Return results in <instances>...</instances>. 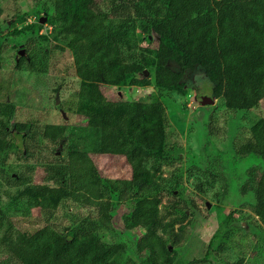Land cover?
I'll list each match as a JSON object with an SVG mask.
<instances>
[{
    "label": "trees",
    "instance_id": "trees-1",
    "mask_svg": "<svg viewBox=\"0 0 264 264\" xmlns=\"http://www.w3.org/2000/svg\"><path fill=\"white\" fill-rule=\"evenodd\" d=\"M41 7L50 40L73 55L80 78L75 113L81 122L45 124L37 132L58 157L42 164V182L26 184L9 193L7 203L0 202L7 255L20 264H173L171 249L183 244L186 231L174 215L179 208L172 204L164 211L155 195L162 188L163 165L171 164L164 106L157 99L109 100L95 84L144 86L147 79L139 74L149 69L157 88L183 94L199 66L213 98H222L226 109H254L264 98V0H44ZM133 19L149 22L158 36L156 50L138 49ZM42 26L37 17L18 30L26 34ZM12 106L8 116L15 114ZM35 124L14 121L12 126L28 134ZM0 126V167L6 171L14 143L5 139L8 120L1 118ZM232 150L237 159L255 157L264 163V118ZM91 154L124 156L130 177L106 179ZM243 174L240 190L253 194L252 210L264 227V168ZM68 199L87 213L65 231L44 224L12 232L6 224L10 209L52 213ZM122 203H128L123 227L143 229L133 248L136 257L128 263L127 243L106 239L116 232L112 213Z\"/></svg>",
    "mask_w": 264,
    "mask_h": 264
},
{
    "label": "rangeland",
    "instance_id": "rangeland-1",
    "mask_svg": "<svg viewBox=\"0 0 264 264\" xmlns=\"http://www.w3.org/2000/svg\"><path fill=\"white\" fill-rule=\"evenodd\" d=\"M43 1L0 2V119L8 120L5 139L14 143V151L6 157V171L0 167L3 203L18 188L42 182V164L58 157L52 144L37 132L45 124L81 122L75 113L80 78L71 51L60 50L50 40V27L45 22L36 32L24 34L18 30L37 21L40 14L46 15L41 11ZM21 16L25 18L22 23ZM131 25L138 49L145 53L156 50L158 36L149 22L133 19ZM20 50L23 54H19ZM23 55L20 68L15 69ZM151 73L146 69L139 74L147 79L144 86L116 87L102 82L95 85L109 100L157 99L164 106L171 164L163 165L162 188L155 195L164 211L167 205L179 208L174 215L182 219L186 231L183 244L171 249L173 264H187L195 259L203 261L199 264H264V227L252 210L253 194L240 190L246 179L244 171L251 167L263 169L264 163L255 157L237 159L232 150L234 144L248 137L249 127L264 118V98L254 109L231 111L222 98H213L212 85L199 66L190 75L183 94L157 88ZM205 96L213 102L202 104ZM10 105L15 114L8 116ZM26 120L37 122L28 134L13 129L14 121ZM91 157L106 179L117 182L130 177L124 156ZM127 209L128 203L116 205L111 219L116 232L106 235L107 240L123 239L127 243L126 263L135 259L133 248L143 233V229L123 227L122 214ZM86 213V209L68 199L52 213L10 209L6 224H11L12 232L44 224L65 231ZM3 228L4 225L0 227V264H20L5 251L2 235L7 233Z\"/></svg>",
    "mask_w": 264,
    "mask_h": 264
},
{
    "label": "water",
    "instance_id": "water-1",
    "mask_svg": "<svg viewBox=\"0 0 264 264\" xmlns=\"http://www.w3.org/2000/svg\"><path fill=\"white\" fill-rule=\"evenodd\" d=\"M45 21H46V16L43 15V14H40V15L38 16V22H39L40 24H43ZM19 54H23L22 50L19 51ZM212 102H213V100L210 99L209 97H206V96L203 97L202 100H201V103H202V104H208V103H212Z\"/></svg>",
    "mask_w": 264,
    "mask_h": 264
}]
</instances>
